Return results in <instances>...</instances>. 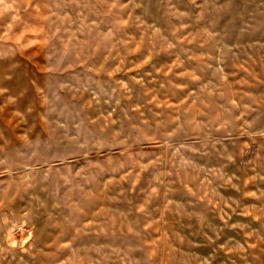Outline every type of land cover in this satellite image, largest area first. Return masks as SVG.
Returning a JSON list of instances; mask_svg holds the SVG:
<instances>
[{"label": "rangeland", "instance_id": "1", "mask_svg": "<svg viewBox=\"0 0 264 264\" xmlns=\"http://www.w3.org/2000/svg\"><path fill=\"white\" fill-rule=\"evenodd\" d=\"M0 264H264V0H0Z\"/></svg>", "mask_w": 264, "mask_h": 264}]
</instances>
